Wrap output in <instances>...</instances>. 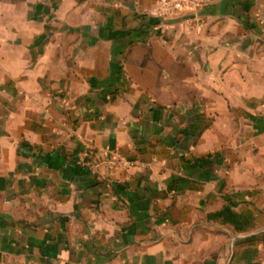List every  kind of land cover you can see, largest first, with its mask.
Segmentation results:
<instances>
[{"label":"crops","instance_id":"0c3cea01","mask_svg":"<svg viewBox=\"0 0 264 264\" xmlns=\"http://www.w3.org/2000/svg\"><path fill=\"white\" fill-rule=\"evenodd\" d=\"M160 1L0 0V264H264V0Z\"/></svg>","mask_w":264,"mask_h":264},{"label":"built area","instance_id":"2783aa9c","mask_svg":"<svg viewBox=\"0 0 264 264\" xmlns=\"http://www.w3.org/2000/svg\"><path fill=\"white\" fill-rule=\"evenodd\" d=\"M206 6L205 0H161L158 17L161 21L166 22L177 18L184 13L192 14V17L186 18V23H197L199 14ZM256 21L264 30V4L256 12ZM83 156L89 160L88 166L93 170L101 168H116L120 166L128 167L130 163L124 161L117 153H111L109 150L96 151L88 148L83 152Z\"/></svg>","mask_w":264,"mask_h":264}]
</instances>
